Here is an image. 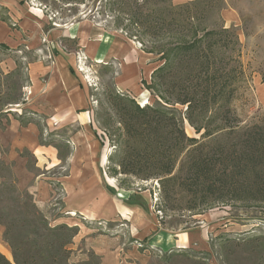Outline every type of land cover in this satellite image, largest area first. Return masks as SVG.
Returning a JSON list of instances; mask_svg holds the SVG:
<instances>
[{"label": "rangeland", "instance_id": "rangeland-1", "mask_svg": "<svg viewBox=\"0 0 264 264\" xmlns=\"http://www.w3.org/2000/svg\"><path fill=\"white\" fill-rule=\"evenodd\" d=\"M185 3L176 0H0V21L7 26L3 42L8 46L0 50V212L14 210V196L20 195L21 199L31 197L49 226H75L78 233L83 226L97 234L118 236L124 249L133 248L135 242H144L148 249L140 251L144 255L142 264H264V203L237 202L191 209L195 206V199L179 185L184 180L168 184L163 192L162 181L158 179L114 175V170H119L117 163L120 160L127 154L137 156V151L142 158L144 149L143 142L138 139L119 146L123 104L132 108L129 102H134L142 108L160 102L155 91L147 89V85L152 74L148 75V72L154 71L163 61L148 51L183 38L179 34L167 33L155 40L150 39L142 34V28L131 25V16L137 12L136 6L143 4L140 12L148 16L144 17L145 20L151 21L152 16L166 18L178 24L177 28H184L185 17L180 14L186 12L178 14L179 8L174 7ZM193 10H198L196 17L202 16L201 11L203 14L208 11L205 19L208 27L228 29L231 38L237 42L232 55H238L239 70L216 104L207 113L195 117L194 124L199 131L183 120L188 138L215 146L230 141L229 136L215 132L222 125L218 121L222 109L229 108L241 127L264 119V0H206ZM224 11L228 12L223 15ZM81 22H85V31H88L87 47L90 42L101 39L111 46L114 42L121 44L126 50V46L133 42L137 49L149 55L136 88L125 92L116 85L117 73L125 62L119 53L110 62L75 53L77 67L73 74L76 72L85 77L83 82L87 90V106L76 110L77 114L85 115L86 111L89 114L86 128L90 129L88 138L92 142L85 140V143L79 140L86 139L85 121L69 116L63 121H53L51 115L55 109L41 111V101L36 103L28 99L27 70L34 61L50 63L58 50L74 51L73 43L63 38L60 31ZM39 34L41 41L37 46L32 38L39 37ZM14 36L19 37L18 40ZM222 53L228 54L221 49ZM6 94L15 99L7 101ZM114 94L128 102L119 104L113 98ZM176 109L182 117L185 108L176 106ZM21 118L28 119V124L33 127L23 125ZM207 133L213 134L203 139ZM82 143L90 150L93 144H97V149L105 153L103 167L82 170L70 167V157ZM185 150L176 153L175 170L180 167ZM149 164L138 162V166L144 169ZM94 174L102 181V189L113 188V192H109L111 196L107 194L109 197L123 199L128 195V204L145 208L144 223L156 224L157 231L138 240L130 236L124 224L119 227L118 221L115 224L86 221L82 215L65 212L66 190L63 188L67 187V181L83 180L84 177L85 180H94ZM3 232L0 225V235L6 244ZM74 239L68 246L71 250L69 264L101 263L100 257L86 244ZM176 244L183 247L177 248ZM8 257L12 259L11 251Z\"/></svg>", "mask_w": 264, "mask_h": 264}, {"label": "trees", "instance_id": "trees-1", "mask_svg": "<svg viewBox=\"0 0 264 264\" xmlns=\"http://www.w3.org/2000/svg\"><path fill=\"white\" fill-rule=\"evenodd\" d=\"M205 1L193 0L174 7L179 8L178 14L186 12L180 14L185 17L184 28H177L178 24L166 18L152 16L151 21L145 20L144 17L148 16L140 12L143 4L136 6L137 12H133L130 21L131 25L142 28L143 35L155 40L174 33L183 38L148 51L163 61L152 72L150 84H146L147 89L155 91L160 102L142 108L134 102H129L132 108L123 104L119 146L138 139L143 142L144 149L142 158L137 151V156L127 154L120 160L117 163L119 170L113 168L114 175L158 179L162 181L163 192L168 184L184 180L179 185L195 199V206L191 209L237 202L264 203V119L241 127L229 108L222 109L218 114L222 125L215 132L229 136L230 141L215 146L188 138L183 128V120H186L199 131L194 124L195 117L207 113L216 104L239 70L238 55H232L237 42L231 38V32L223 27L209 28L205 23L208 11L204 14L201 11L202 16L196 17L198 10L193 8ZM194 18V22H189ZM7 48L0 42V50ZM221 49L228 54H220ZM4 98L7 101L15 99L8 94ZM113 98L119 104L126 101L115 94ZM176 106L185 108L182 117ZM20 121L23 125L30 123L26 118ZM212 134L203 135V139ZM185 148L180 167L175 170L176 153ZM141 161L150 164L144 169L138 166ZM12 201L15 207L11 213L0 212L3 240L12 259L0 253V264H69L71 250L68 246L78 234V228L66 224L49 226L31 197L21 199L17 195ZM135 243L141 244L138 248L141 252L148 249L144 242Z\"/></svg>", "mask_w": 264, "mask_h": 264}, {"label": "crops", "instance_id": "crops-1", "mask_svg": "<svg viewBox=\"0 0 264 264\" xmlns=\"http://www.w3.org/2000/svg\"><path fill=\"white\" fill-rule=\"evenodd\" d=\"M189 1L193 0H176L177 3ZM227 12L224 11L223 15ZM6 27V24L0 21V42L2 43H5L3 41L6 39ZM56 31L58 30L56 29ZM60 32L63 38L73 43L74 48L72 50L74 51L65 52L56 50L55 54L57 56L50 63L46 61H34L28 65V99H33L36 103L37 101H41V105H39V110L41 109V111L55 109V113L51 115V120L53 121H63L68 116L78 121H85L84 133L86 139L79 140L83 143H85V140L92 142L88 138L90 129L86 128L88 112L86 111L85 115L83 113L77 114L76 112L77 109L87 106V90H85V82H83L85 80L83 78L85 77L82 74L79 76L76 72L73 74L75 67H77L75 53H79L80 56L82 54L83 57L89 54L107 62L115 60L117 53H119L125 62L122 63L123 66H121V70L117 73L116 85L121 91L125 92L134 87L136 88L137 82L142 77L141 71L144 67H147L146 63L149 60V55L137 49V46L133 42H130L126 46V50L120 46L121 44L114 42L111 46L101 39L90 42V47H87L89 36L88 31H85V22L64 27ZM14 37L16 40L19 38ZM40 39V34L39 37L32 38L33 44L38 43L37 46L40 45ZM152 71L153 69L148 72V75ZM79 72H82V70H79ZM26 126L33 127L31 124ZM75 140H77V137ZM83 143L74 149L73 155L69 160L71 163L70 167L75 170H82L85 167L96 169L103 167L106 161V159H103L105 153L97 149V144H93L92 151L89 148L86 149ZM79 147L83 148V150ZM42 158L44 157L42 156ZM93 177L94 180H85L84 177L83 180L67 181V187L63 188V191L64 189L66 190L65 212L68 211L69 213L82 215L84 219L86 217V221H98L104 222V224H115L118 221L119 227L121 224H124L128 228L130 236L138 240L144 239L152 232L157 231L156 224L144 223L145 208L139 207L138 204H128L130 197L128 195L123 197V199L109 197L107 194L110 195L113 192V188L102 189L100 187V182L102 181L99 180L96 174ZM118 225L115 226L118 227ZM80 227L74 241L86 244L100 257V264L143 263L144 255L134 245L132 246L133 248L124 249L122 241L118 236L101 235L89 228ZM176 247L182 248L183 245L176 244ZM8 248L0 235V253L7 259H9L8 256L10 254V249Z\"/></svg>", "mask_w": 264, "mask_h": 264}, {"label": "built area", "instance_id": "built-area-1", "mask_svg": "<svg viewBox=\"0 0 264 264\" xmlns=\"http://www.w3.org/2000/svg\"><path fill=\"white\" fill-rule=\"evenodd\" d=\"M135 246H136V248L138 249V248L141 247V244H139V243H135Z\"/></svg>", "mask_w": 264, "mask_h": 264}]
</instances>
